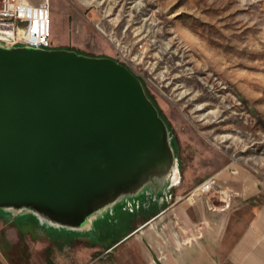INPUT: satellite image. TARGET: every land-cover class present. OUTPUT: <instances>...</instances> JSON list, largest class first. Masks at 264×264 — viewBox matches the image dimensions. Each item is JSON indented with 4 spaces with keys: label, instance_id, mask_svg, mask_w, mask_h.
<instances>
[{
    "label": "water",
    "instance_id": "water-1",
    "mask_svg": "<svg viewBox=\"0 0 264 264\" xmlns=\"http://www.w3.org/2000/svg\"><path fill=\"white\" fill-rule=\"evenodd\" d=\"M179 180L167 125L125 64L0 43V210L87 230L161 205Z\"/></svg>",
    "mask_w": 264,
    "mask_h": 264
},
{
    "label": "rangeland",
    "instance_id": "rangeland-1",
    "mask_svg": "<svg viewBox=\"0 0 264 264\" xmlns=\"http://www.w3.org/2000/svg\"><path fill=\"white\" fill-rule=\"evenodd\" d=\"M48 3L49 48L110 56L140 77L169 130L184 194L217 172L237 195L248 191L228 172L264 183V0ZM21 5L42 12L46 0ZM109 250L94 259L114 258Z\"/></svg>",
    "mask_w": 264,
    "mask_h": 264
},
{
    "label": "crops",
    "instance_id": "crops-1",
    "mask_svg": "<svg viewBox=\"0 0 264 264\" xmlns=\"http://www.w3.org/2000/svg\"><path fill=\"white\" fill-rule=\"evenodd\" d=\"M228 173L248 192L241 189L227 208L200 197L170 204L169 195L161 205L121 209L72 232L49 231L27 215L0 210V264H264V183ZM179 182L173 193H183ZM105 249L114 258L94 259Z\"/></svg>",
    "mask_w": 264,
    "mask_h": 264
},
{
    "label": "built area",
    "instance_id": "built-area-1",
    "mask_svg": "<svg viewBox=\"0 0 264 264\" xmlns=\"http://www.w3.org/2000/svg\"><path fill=\"white\" fill-rule=\"evenodd\" d=\"M49 0L42 12H31L22 8L21 0H0V43L7 47L17 44L33 47H50V22L48 16ZM180 181V180H179ZM229 185H219L215 174H211L195 184L187 193L170 192V204L180 200L193 202L203 198L212 207L227 208L237 196ZM168 195V196H169ZM213 197L221 201L215 204Z\"/></svg>",
    "mask_w": 264,
    "mask_h": 264
}]
</instances>
